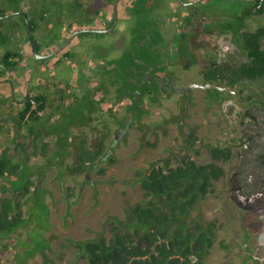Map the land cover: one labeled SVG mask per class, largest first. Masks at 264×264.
Segmentation results:
<instances>
[{
  "label": "rangeland",
  "instance_id": "374dc122",
  "mask_svg": "<svg viewBox=\"0 0 264 264\" xmlns=\"http://www.w3.org/2000/svg\"><path fill=\"white\" fill-rule=\"evenodd\" d=\"M2 1L0 0V4L3 3ZM59 1L68 2L70 0ZM30 2L35 6L30 13L35 12V16L40 15L44 10L43 0H30ZM244 5L245 1L242 0H207L197 5L195 12H202L208 6L221 8L223 14L218 13L214 21L227 22L230 18L234 19L244 9ZM49 9L52 15L58 16L55 9ZM10 14L13 15L11 18L1 21L4 26H10L13 22L23 25L18 15L11 12ZM64 14L67 15L66 12ZM162 14L163 16L158 20V27L163 36H170L178 28L180 31L183 30L181 23L185 21L184 16L174 17L166 11ZM52 20L54 21V18ZM209 22L210 18L206 24L209 25ZM132 23L131 21L126 25L119 23L113 33L103 37L80 33L71 41L66 50L72 56L66 59L61 56L60 65H56L55 59L41 60L33 80L36 63L35 59L31 58L32 53L28 50L30 45L27 43V36L23 30L19 35L23 41L19 46L23 49L24 58L18 69L20 73L17 74L16 70H4L5 78L12 82L18 80L23 91L30 79L35 94H38L39 90L42 91L40 87L42 83L47 85L49 83L55 88L61 87L59 91H63L68 96L67 99L73 101L75 98L71 99V95L80 97L85 90L95 84L92 80H95L96 75H103V66L108 67L112 63L114 70L110 71L112 76L110 78L116 77L122 50L114 47L113 42L119 39L121 33L130 34ZM161 23L162 26H160ZM191 23L198 24V17ZM217 23L212 27H218L219 22ZM72 24L75 27L70 28L69 25ZM40 25L44 29L34 35L40 50L43 44L38 37L42 36L43 32L47 34L44 35L43 41L57 40V43L49 45L50 49H46L47 51L56 48L65 40L68 41L75 31L81 29L79 24L73 22L68 16L62 19V24H58L54 34L46 31L45 24L40 23ZM247 25L252 30L263 26L264 16L255 18ZM163 27H165L164 32ZM231 38L227 35L215 40L219 48L217 62L235 66L245 61V57L233 44ZM18 42L13 46L18 47ZM5 49H0V59ZM113 60L117 61L114 63ZM3 73H0V80ZM189 74L191 76V78L189 76V82H193L190 87L203 86L204 81L195 70ZM68 85L70 87H67ZM0 86L3 87V91L4 86L7 89L11 87L5 83ZM18 90L19 87L14 84L13 96L16 99L23 98L24 92L21 94ZM3 91L0 89V96L4 95ZM239 91L252 99L250 103H246L245 108L234 98L217 105L211 101L209 90H193L195 104L183 110L186 113L184 118L182 117V106L178 103L179 98L173 95L170 102L164 100L162 107L154 109L152 116L144 117L142 124L128 126L129 129L117 140L108 138L105 141V157L107 152L109 155L108 158H104L105 162L108 160V163L101 162L87 168L84 173L69 172V169L79 167L76 155L79 154L82 140L85 139V151L94 153L102 140V132L106 134L113 128L124 127L121 124L125 120L118 123L113 121L107 127L105 124L107 120H110L109 116H100L101 113H99L98 118L94 115V121L89 122L91 126L81 127L78 126L77 121L74 123L68 121L70 129L66 135L75 144L69 149L68 159L59 167L54 163V159L48 163L43 155L34 153L40 151L41 145L45 142L49 146L48 156H52L57 149L55 146L57 136L47 135L38 145L35 143L26 146L18 145L19 138H15L14 132H8L5 128L0 135V155L5 149L18 163L32 168L46 165L47 172L43 171L46 174L41 180L51 191L47 197L50 221L47 223L46 218H36L35 222L29 223L12 236L13 244L17 249L28 251L32 250L36 243H43L42 234L45 233L47 251L43 255L30 259L27 264H88L78 243L93 240L102 233L111 238V222L114 219L125 220L127 211L132 206L146 200L141 182L148 169L154 163H159L161 166H164L165 162H170L171 165L179 164V151L184 145L182 139L192 130H196L200 135V142L192 154L194 160L201 165H215L224 172V176L214 184V194L208 198L201 209L199 208L200 210L193 214L195 220L199 222L213 223L214 232V243L210 253L202 261L197 262L196 260L195 262L199 264H243L242 258L246 252L243 248L246 242L245 237L251 233L253 236V233L259 232L263 227L259 217L264 214V107L259 100L263 97L264 89L259 83L245 82L234 91V94H238ZM47 96L52 105L57 107L56 99L59 97V92L53 94L47 90ZM110 98L113 96L111 95ZM2 100L5 104L1 103ZM12 100L9 102L8 98L0 99V108L8 110L7 104L11 106ZM66 104L68 105L69 101ZM244 109L250 116L243 124L241 114L244 113ZM248 114L246 112V115ZM58 117L52 119L48 129L55 125L54 121ZM91 127L96 128L97 131L96 129L91 130ZM154 133L161 136L159 144L155 148L144 147V143L151 139ZM18 135L25 134L18 133ZM208 144L220 148L233 147L234 156L230 161L215 160L206 148ZM108 146H111V152ZM32 181L38 185L41 184L37 176H34ZM5 196L10 197V193H6ZM237 206L247 210H240ZM29 207V205L22 207L25 217L28 216ZM242 217L249 219V221L246 219L245 225L241 221ZM253 238L254 236L251 239V247L256 245V239ZM223 244L229 249L223 248ZM18 260V253L15 249L0 254V264H17Z\"/></svg>",
  "mask_w": 264,
  "mask_h": 264
},
{
  "label": "trees",
  "instance_id": "16d2710c",
  "mask_svg": "<svg viewBox=\"0 0 264 264\" xmlns=\"http://www.w3.org/2000/svg\"><path fill=\"white\" fill-rule=\"evenodd\" d=\"M78 2L79 0H74ZM0 4V48H7L1 59V65L5 70H18L24 61L22 47L13 46L19 41L18 37L23 30L27 36L32 56L35 59L31 38L27 31L24 16L27 15L28 23L35 46L40 51L34 35L44 28L40 25L46 20V0H43V11L35 16L32 12L34 5L30 0H3ZM11 13L18 15L23 25L13 22L10 26H4L1 21L11 18ZM264 16V0L254 2L245 1L244 9L237 16L228 21L224 27L227 32L232 31V42L244 55L245 61L235 66L220 64L217 60L209 68L206 76L207 83L217 84L226 88L225 92L218 89L210 90V98L213 103H221L237 99L244 108L246 103L252 101L251 97L244 96L241 91L236 95L234 91L243 83H259L264 89V25L252 30L248 23ZM18 39V41H17ZM22 44L23 41H20ZM40 53V52H39ZM40 88V87H39ZM42 91L38 94L32 90L27 96V102L18 113L16 132L14 137L19 138L18 145H28L42 142L47 135L57 136L55 141L56 152L52 156L49 146L44 142L40 151L35 154L43 155L47 160L54 159L59 166L70 155L68 149L74 146L67 133L70 129L67 122H79L78 126H91L93 116L107 109L106 98L100 99L85 97L80 103L76 95L73 101L67 99L64 92H59L56 99L61 104L53 110H48L50 98L47 96L49 86L41 84ZM230 89H233V93ZM88 96V95H87ZM34 100L37 109L32 110L31 101ZM69 104L67 105V101ZM259 102L264 107V93ZM75 103V105H74ZM66 104V105H65ZM39 112L44 114L39 115ZM244 109L241 114L243 124L250 114ZM55 125L48 129L52 119ZM61 123V124H59ZM77 124V123H76ZM94 130V127L90 128ZM25 132V135L18 133ZM2 131L0 132V134ZM86 137V136H83ZM183 147L179 151L180 163L171 165L165 162L164 166L154 163L147 171L141 182L145 191L146 200L131 207L127 211L125 220L111 222V238L99 234L95 239L80 242L78 246L88 260V264H199L210 253L213 247V223L199 222L193 214L204 206L208 198L214 194L213 188L224 172L215 165H201L193 158V151L200 142V135L195 130L183 139ZM84 141L81 142L77 160L80 166L77 169H69L70 173H84L87 168L98 165L105 158V141L102 138L96 152H86ZM161 137L154 134L144 143V147L155 148ZM210 155L215 160L230 161L234 156L233 147H214L206 145ZM42 153V154H41ZM82 167V168H80ZM43 167H30L16 162L8 153V150L0 155V254L15 249L18 253L17 264H27L32 258L43 255L47 251L46 237L42 234L43 243H36L32 250L17 249L13 244L12 236L21 228L36 218H46L50 221V207L47 197L50 189L44 185L45 178ZM44 171V172H43ZM37 176L41 184L38 185L32 178ZM10 193V197L5 196ZM19 199H22L19 201ZM29 205L28 216L22 213V207ZM200 208V209H199ZM240 210H247L237 206ZM246 217L242 223L245 225ZM50 227V225H49ZM48 228V227H47ZM223 248L229 249L223 244ZM197 260V262H195ZM46 264V263H44Z\"/></svg>",
  "mask_w": 264,
  "mask_h": 264
},
{
  "label": "flooded vegetation",
  "instance_id": "af4514ba",
  "mask_svg": "<svg viewBox=\"0 0 264 264\" xmlns=\"http://www.w3.org/2000/svg\"><path fill=\"white\" fill-rule=\"evenodd\" d=\"M197 1L199 0H130L129 2L126 0H79L78 2L74 0L68 2L46 0V20L41 24H45L46 31L51 34H54L58 24H62V19L67 16L73 22L79 24L82 30L110 31L102 34L90 33L101 37L113 33L119 23L126 25L129 21L133 22L130 25V34L121 33L119 39L113 42V46L123 52V54L121 52L118 60L120 67L116 77L110 78L112 77L110 71L114 67L112 63L108 67L103 66V75H96L95 80H92L95 84L77 98L79 100L77 102L80 103L81 99L85 97L95 99H100L101 96L105 97L108 106L104 112H101L100 116H109L110 120H107V124H105L107 127L113 121L118 123L125 120L121 124L124 127L113 128L111 132L108 131L106 134L102 132V138L117 140L133 124L140 125L144 117L152 116L154 109L162 107L164 100L170 102L173 95L178 96V103L182 106V111L190 105H194L195 98L192 91L205 89H192L190 87L193 82H189V72L195 70L199 77L203 79V86L210 84L207 83L206 76L213 61L217 60V52L219 51L218 42L215 40L218 37L222 38L227 35L232 37V31L227 32L224 30V27L228 25V21L232 19L230 18L227 22L214 21L218 13H222L221 8L217 7L211 8L208 6L202 12L196 13L195 8L197 5L207 0L199 3ZM49 8L55 9L58 16L52 15ZM163 11L170 12L171 16L174 17L180 15L182 18L184 16L185 21L181 23L183 30L180 31L177 27L178 30L175 29L170 36H163L159 32L161 29L158 27V20L163 16ZM65 12L67 15L64 14ZM196 17H198V24L191 23ZM52 18H54V21ZM209 18L210 22L207 25ZM217 22H219L218 27H212ZM162 23L160 26L163 25ZM69 26L70 28L75 27L73 24ZM81 29L80 31H82ZM164 30L165 27H163V32ZM45 34L43 32V35L38 37L41 44H43L39 52L46 57L43 59L44 61L55 59L56 65H60L62 63L61 56L64 59L72 56L66 51L71 42L55 55L67 40L62 44H58L56 48L47 51L46 49H50L49 45L54 42L57 43V40L43 41ZM18 39L20 45V41H22L20 36ZM148 58H150V62L147 60ZM116 61L113 60L114 63ZM1 69L4 72L5 69L2 65ZM16 73H20V70H16ZM131 75L133 78L130 77ZM0 82L11 85L9 102L11 101L14 84H17L18 91L21 94L24 92V96L23 98H14L16 103L24 106L31 89L30 79L24 86V91L18 80L12 82L5 78L4 73L1 75ZM48 86L50 87L48 91L53 94L62 92L59 91L61 87H51L49 83ZM206 90L208 91V89ZM111 95L113 98H110ZM58 104L61 103L58 102L56 106H59ZM111 104L113 105L111 106ZM42 114L44 113L42 112ZM96 117L98 118V115ZM182 117H186L185 111L182 112ZM99 122L103 123V121ZM108 148L111 152V146H108ZM108 155L107 152L105 158H108ZM76 157H78V154ZM105 160L103 159L102 162H105ZM47 161L49 163V160ZM105 163H108V160ZM45 166L40 165V168L43 167L42 170H44ZM257 234L258 232L253 233V239H256L255 247H251L252 233L250 234L252 237L250 235L245 237L246 242H244L243 248L246 252L242 258L243 264H262L260 259L264 258V248L258 245Z\"/></svg>",
  "mask_w": 264,
  "mask_h": 264
},
{
  "label": "water",
  "instance_id": "95a60500",
  "mask_svg": "<svg viewBox=\"0 0 264 264\" xmlns=\"http://www.w3.org/2000/svg\"><path fill=\"white\" fill-rule=\"evenodd\" d=\"M202 1H204V0H199V1H197V3H199V2H202ZM242 1H250V2H254V1H256V0H242ZM23 16H24V19H25V23H26V26H27V31H28V33H29V36H30V38H31V43H32V47H33V51H34V55H35V63H36V65H35V68H34V73H33V76H32V80L34 79V76H35V74H36V72H37V69H38V66H39V62L41 61V60H43V59H45L46 57H44L43 55H41L39 52H38V50H37V48H36V46H35V43H34V40H33V38H32V34H31V31H30V26H29V23H28V19H27V15L26 14H24V13H21ZM0 19H3V18H0ZM107 32H110V31H99V30H82V31H77V32H75L73 35H72V37L65 43V45L61 48V49H59L56 53H55V55L56 54H58L60 51H62L77 35H79L80 33H97V34H102V33H107ZM29 87H30V84H29ZM192 89L193 88H201V89H208V90H212V89H218V90H220L221 92H225L227 89L226 88H222V87H220V86H218L217 84H207V85H205V86H200V85H193L192 87H191ZM231 91H232V93H233V89H230ZM243 219H244V217H243ZM259 220L263 223V227H262V229L258 232V245L260 246V247H262V248H264V214L263 215H261L260 217H259ZM260 261H261V263L262 264H264V258H261L260 259Z\"/></svg>",
  "mask_w": 264,
  "mask_h": 264
},
{
  "label": "crops",
  "instance_id": "0c3cea01",
  "mask_svg": "<svg viewBox=\"0 0 264 264\" xmlns=\"http://www.w3.org/2000/svg\"><path fill=\"white\" fill-rule=\"evenodd\" d=\"M0 49H3V48H0ZM25 49H27V48H25ZM28 50L31 52V48H28ZM22 53H23V50H22ZM28 58H30V57H28ZM28 58H26V59H28ZM1 59H2V57H1ZM0 64H1V61H0ZM0 73H3L2 69H1V65H0ZM1 84L2 83L0 82V85ZM0 89H2V91H3V87L2 86H0ZM3 92H4V95H1L0 99L8 98L10 96L9 89H7L6 86H4V91ZM12 96H13V93H12ZM12 96H11L10 100L13 99L12 100L13 104L11 106L7 104V107L9 109L8 110H4V109H1L2 107L0 108V121H1V123H0V132L2 131V133L4 132L5 128H7L8 132L11 131V132H14V134L17 133V132H15L16 131L15 125H16V121H17V117H18L17 115L20 112V110L23 109V106L18 104V103H16L14 96L13 97ZM3 102L4 101L2 100L1 103H3ZM1 103H0V105H1ZM4 104H5V102H4ZM54 108H55V106H53L52 103L50 102L49 106H48V110H53ZM54 123H55V121H54ZM21 134H24V131Z\"/></svg>",
  "mask_w": 264,
  "mask_h": 264
},
{
  "label": "built area",
  "instance_id": "2783aa9c",
  "mask_svg": "<svg viewBox=\"0 0 264 264\" xmlns=\"http://www.w3.org/2000/svg\"><path fill=\"white\" fill-rule=\"evenodd\" d=\"M31 103H32V110H35L36 111V109H37L36 102L34 100H32ZM39 115H42V113L39 112Z\"/></svg>",
  "mask_w": 264,
  "mask_h": 264
},
{
  "label": "bare ground",
  "instance_id": "6f19581e",
  "mask_svg": "<svg viewBox=\"0 0 264 264\" xmlns=\"http://www.w3.org/2000/svg\"><path fill=\"white\" fill-rule=\"evenodd\" d=\"M224 54V53H223Z\"/></svg>",
  "mask_w": 264,
  "mask_h": 264
}]
</instances>
